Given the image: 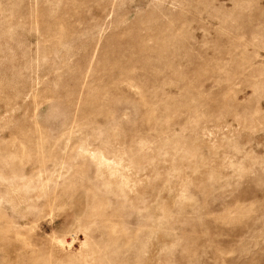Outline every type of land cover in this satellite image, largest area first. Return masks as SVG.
Segmentation results:
<instances>
[{
	"label": "rangeland",
	"instance_id": "374dc122",
	"mask_svg": "<svg viewBox=\"0 0 264 264\" xmlns=\"http://www.w3.org/2000/svg\"><path fill=\"white\" fill-rule=\"evenodd\" d=\"M0 264H264V0H0Z\"/></svg>",
	"mask_w": 264,
	"mask_h": 264
}]
</instances>
